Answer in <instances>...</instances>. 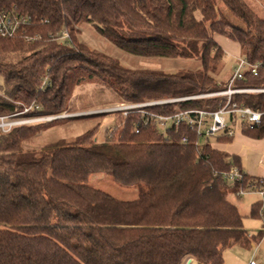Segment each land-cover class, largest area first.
<instances>
[{
    "label": "trees",
    "instance_id": "1",
    "mask_svg": "<svg viewBox=\"0 0 264 264\" xmlns=\"http://www.w3.org/2000/svg\"><path fill=\"white\" fill-rule=\"evenodd\" d=\"M0 10L31 16L25 33L41 37L29 42L25 35L0 36L5 94L0 115L32 104L38 108L29 116L75 113L74 90L88 83L111 89L117 95L113 103L218 90L223 83L212 73L220 72L226 53L216 36L239 43L243 57L259 66L257 75L247 71L237 85L264 86V6L258 0H0ZM83 23L129 54L197 60L200 67L174 73L126 67L79 42ZM63 29L71 45L50 37ZM234 98L264 108V93ZM175 106L152 109L171 113ZM107 115L63 117L0 132V264H182L187 255L199 264H225L226 249L251 248L263 239L262 232L250 236L245 229L244 217L229 199L235 187L221 176L233 167L244 172L237 156L187 128L170 132L174 142L155 126L136 134V115L126 118L119 135L98 144L95 137ZM67 119L93 123L72 140L26 148L39 133ZM244 133L264 137V122ZM183 135L188 144L180 142ZM97 174L137 188V197L119 199L93 186L90 179ZM250 178L245 173L242 183ZM261 206L260 201L253 204V218L261 220Z\"/></svg>",
    "mask_w": 264,
    "mask_h": 264
},
{
    "label": "built area",
    "instance_id": "2",
    "mask_svg": "<svg viewBox=\"0 0 264 264\" xmlns=\"http://www.w3.org/2000/svg\"><path fill=\"white\" fill-rule=\"evenodd\" d=\"M33 24L31 16L20 13L0 10V36L13 38L25 35L27 41L32 42L40 39L39 34L28 35L26 29ZM63 44L71 45L72 39L67 29L57 33V36L50 35ZM258 65L249 63L245 57H238L232 67L231 75L226 84L218 90L193 94L184 97L167 98L159 100H148L143 102L121 101L98 108L89 112L63 113L59 115L29 116L32 109L38 105L24 107L22 111L0 115V132H10L14 127L38 122H49L57 118L72 117L75 115H88L95 113H106L114 116V123L107 128L105 137L111 140L113 135H119L125 128L126 118L136 115L133 124V131L138 134L144 128L155 126L162 133L167 142H174L170 132L178 133L182 128H187L203 139L217 140L219 137L235 138L238 132L254 131L261 127L264 122V108H252L244 103L235 100L236 95L261 94L264 93V86H238L237 82L244 78L247 71L254 75L258 73ZM210 101L204 107L179 108L178 103L188 101ZM176 105L174 112L162 113L153 110L155 106ZM35 117V118H33ZM122 118L120 122L119 118ZM183 144L189 143V137L183 135L180 140ZM216 174V173H215ZM244 172L238 167L221 173L227 181L228 186L235 187L234 195L242 197L246 194H256L259 197L261 206L262 233L264 234V178H250L244 180ZM237 184H240L236 187ZM255 249L258 248L254 242ZM249 264H259L253 258Z\"/></svg>",
    "mask_w": 264,
    "mask_h": 264
},
{
    "label": "rangeland",
    "instance_id": "3",
    "mask_svg": "<svg viewBox=\"0 0 264 264\" xmlns=\"http://www.w3.org/2000/svg\"><path fill=\"white\" fill-rule=\"evenodd\" d=\"M258 6L262 8L264 6V0H258ZM220 7L223 9H220ZM219 10L224 11L225 9L222 5H219ZM230 17L236 24H241L240 21L234 18L231 14ZM79 29V42L85 44L90 50L106 53L119 59L126 67L163 70L170 73H174L182 69L196 70L200 67V63L197 60L138 57L123 51L107 39L103 38L97 32L96 28L90 23H83L79 26ZM218 41L222 44L224 43V39H219ZM236 45L237 44H235V46ZM239 56L243 57L242 50L240 49ZM227 63L228 58L225 57L224 62L221 65L220 72L212 73L215 80L223 84L228 82L231 75L229 70H227ZM2 84V80L0 79V96L4 97L5 94L3 92ZM116 96V93H114L108 87L96 83H88L85 85L76 86L72 96L71 106L73 110L77 111L75 113H80L82 112L81 110L85 108L91 109L83 112L93 113V111L98 108H104L113 104V102H115ZM75 116H79V114ZM114 120V116L112 115L103 116L101 119L100 128L98 129V133L95 137L96 143L100 144L105 141L107 128L114 123ZM92 123L93 122L91 120L85 119L62 120L32 138L31 141L26 144V148L29 150H40L44 145L58 138L72 140L75 136L81 134L86 128L92 125ZM211 143L214 144L215 142L212 140ZM90 183L93 186L99 187L109 192L119 199L132 200L137 197V188L120 185L119 183L115 182L111 176L106 174H97L92 176ZM229 199L239 207L240 212L244 217V227L250 236L258 235L262 231V222L259 218H253L251 216V211L253 204L260 201L259 197L256 194H246L242 197H237L232 193L230 194ZM229 255L232 257L237 256L238 258H241V261L243 262L255 257L259 264H264V239L260 246H258L256 249L254 247V243L251 244V248L235 245L231 249L226 250L227 260H230Z\"/></svg>",
    "mask_w": 264,
    "mask_h": 264
},
{
    "label": "crops",
    "instance_id": "4",
    "mask_svg": "<svg viewBox=\"0 0 264 264\" xmlns=\"http://www.w3.org/2000/svg\"><path fill=\"white\" fill-rule=\"evenodd\" d=\"M215 39L226 52V57L228 58L227 70L231 73V68L233 67L235 60L239 57V49L241 50V47L239 43L224 36H216ZM219 39H224V43H220L218 41ZM235 44L237 45L235 46ZM214 142L215 143L212 144L214 148L224 151L230 156H237L241 161L244 172L251 178H264V137L255 138L244 132H238L235 138H232L231 141H226L224 140V137H219ZM263 239L257 243L258 246H260ZM224 257L225 264H249L250 260L253 258L255 259V257H252L248 261L243 262L241 261V258L229 255L230 260H227L226 251ZM182 264H199V262L194 256L187 255L182 259Z\"/></svg>",
    "mask_w": 264,
    "mask_h": 264
}]
</instances>
